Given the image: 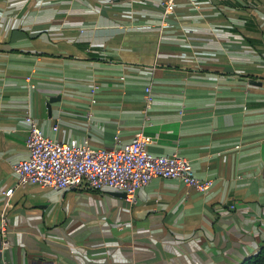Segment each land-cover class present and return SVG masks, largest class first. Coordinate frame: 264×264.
<instances>
[{
  "label": "crops",
  "instance_id": "crops-1",
  "mask_svg": "<svg viewBox=\"0 0 264 264\" xmlns=\"http://www.w3.org/2000/svg\"><path fill=\"white\" fill-rule=\"evenodd\" d=\"M163 10L0 0V191L14 187L0 194V264H238L264 247V0ZM26 110L45 135L95 148L143 131L151 153H179L212 185L153 178L131 203L106 188L15 186Z\"/></svg>",
  "mask_w": 264,
  "mask_h": 264
},
{
  "label": "built area",
  "instance_id": "built-area-1",
  "mask_svg": "<svg viewBox=\"0 0 264 264\" xmlns=\"http://www.w3.org/2000/svg\"><path fill=\"white\" fill-rule=\"evenodd\" d=\"M175 0H161L164 15L173 12ZM98 88L91 83L90 91ZM153 103L150 87L145 88L142 112ZM25 146L27 156L12 164L17 175L15 186L37 184L44 188L65 190L81 188L91 190L111 189L125 194L129 203L135 200L137 190L153 178H174L200 192L208 190L213 180L198 178L186 157L174 152L155 155L148 150L150 137L138 131L125 144L111 147H92L87 139L62 141L45 135L37 120L25 111ZM56 130V125L53 126ZM14 187L0 191L10 197Z\"/></svg>",
  "mask_w": 264,
  "mask_h": 264
},
{
  "label": "trees",
  "instance_id": "trees-1",
  "mask_svg": "<svg viewBox=\"0 0 264 264\" xmlns=\"http://www.w3.org/2000/svg\"><path fill=\"white\" fill-rule=\"evenodd\" d=\"M238 264H264V247L260 248L258 252L248 256Z\"/></svg>",
  "mask_w": 264,
  "mask_h": 264
},
{
  "label": "water",
  "instance_id": "water-1",
  "mask_svg": "<svg viewBox=\"0 0 264 264\" xmlns=\"http://www.w3.org/2000/svg\"><path fill=\"white\" fill-rule=\"evenodd\" d=\"M120 194H122L123 196H125V194L123 192H121Z\"/></svg>",
  "mask_w": 264,
  "mask_h": 264
}]
</instances>
